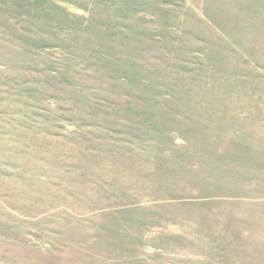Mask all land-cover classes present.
<instances>
[{
    "label": "rangeland",
    "instance_id": "1",
    "mask_svg": "<svg viewBox=\"0 0 264 264\" xmlns=\"http://www.w3.org/2000/svg\"><path fill=\"white\" fill-rule=\"evenodd\" d=\"M0 264H264V0H0Z\"/></svg>",
    "mask_w": 264,
    "mask_h": 264
}]
</instances>
